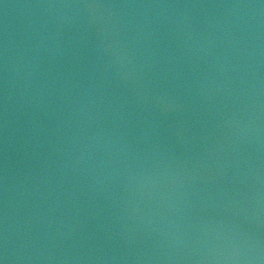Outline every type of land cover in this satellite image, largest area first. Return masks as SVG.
<instances>
[{"label": "water", "instance_id": "95a60500", "mask_svg": "<svg viewBox=\"0 0 264 264\" xmlns=\"http://www.w3.org/2000/svg\"><path fill=\"white\" fill-rule=\"evenodd\" d=\"M0 264H264V0H0Z\"/></svg>", "mask_w": 264, "mask_h": 264}]
</instances>
